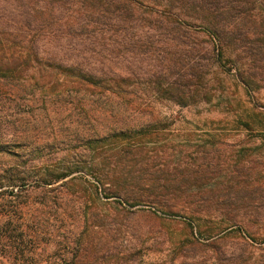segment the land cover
Wrapping results in <instances>:
<instances>
[{
    "label": "trees",
    "instance_id": "16d2710c",
    "mask_svg": "<svg viewBox=\"0 0 264 264\" xmlns=\"http://www.w3.org/2000/svg\"><path fill=\"white\" fill-rule=\"evenodd\" d=\"M231 70L249 90L264 80V0H0V104L26 96L40 122L78 109L90 124L79 144L55 146L52 138L20 164L0 168V188L13 194L30 185L52 202L79 203L75 256L66 264H264L263 217L239 215L242 203L219 201L218 187L208 200H192L190 191L204 187L200 164L167 168L144 153L176 149L164 141L173 108L212 102L223 86L220 73ZM24 127L18 136L0 131V156L18 159L17 149L31 146ZM194 147L218 149L215 140ZM83 170L96 196L161 208L204 239L161 258L151 247L115 245L116 215L85 212L70 192ZM23 236L10 217L1 223L0 264H39Z\"/></svg>",
    "mask_w": 264,
    "mask_h": 264
},
{
    "label": "rangeland",
    "instance_id": "374dc122",
    "mask_svg": "<svg viewBox=\"0 0 264 264\" xmlns=\"http://www.w3.org/2000/svg\"><path fill=\"white\" fill-rule=\"evenodd\" d=\"M220 76L223 86L212 102L173 108L174 123L164 141L176 149H144V153L148 156L151 152L153 162L167 168L181 163L195 170L200 164V168L206 170L202 179L204 187L201 194L195 189L190 191L192 200L196 201L198 197L208 200L210 188L218 187L216 196L219 201L234 199L242 203V208L237 211L239 215L256 212L264 218V80L257 88L249 90L238 80L234 70L220 73ZM25 103L26 96L13 101L5 96L0 104V131L7 136H18L26 126L29 130L27 139L31 143L30 147L17 149L23 151L18 159L0 156V168L20 164L31 147H41L50 143L52 138L55 146L63 147L68 141L79 144L82 130L87 131L90 127L87 121L78 118V109L70 115L66 112L56 115L57 120L48 115L46 118L50 120L40 122L36 119L38 111L31 113ZM204 140H215L218 149H194ZM52 150L58 156L66 151ZM146 162L150 163L147 159ZM77 174V186H73L70 192L76 191L85 212L95 208L116 215V224H113L120 226V232L112 242L115 245L120 247L131 242L140 250L151 247L157 254H153L154 257L161 258L160 255L166 254L171 257L182 243L204 239L179 216L163 214L161 208L129 207L117 203L115 198L96 196L90 184L92 177L84 170ZM20 190L14 191L17 192L15 195L0 188V225L10 217L24 229L23 247L30 251L32 260L39 264H66L75 256L73 225L75 218L79 217L75 212L79 203L71 197L52 202L47 194L30 185ZM209 211L211 213L212 209ZM221 211L224 210L215 209L216 213ZM258 228L264 232V222L259 223ZM238 236V232L231 235ZM199 251L197 248L192 253ZM139 256L136 257L137 263Z\"/></svg>",
    "mask_w": 264,
    "mask_h": 264
}]
</instances>
